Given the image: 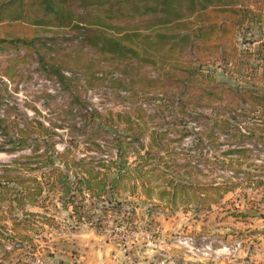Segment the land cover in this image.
<instances>
[{"label": "rangeland", "instance_id": "obj_1", "mask_svg": "<svg viewBox=\"0 0 264 264\" xmlns=\"http://www.w3.org/2000/svg\"><path fill=\"white\" fill-rule=\"evenodd\" d=\"M228 1L224 7L244 2L239 6L252 11L230 40L199 53L185 45L177 67L132 70L133 83L87 79L96 68L88 59L93 53L74 34L40 33L84 53L61 60L69 80L49 75L36 52L16 63V55H26L24 46L0 50V175H18L43 189L23 203L13 200L20 188L14 183L0 188V264H220L221 247L242 236L260 242L254 249L264 253V121L243 95H264V0ZM190 65L199 72L193 82ZM116 67L117 75L124 71ZM246 125L258 127L262 137L239 138ZM115 142H123L135 187L128 180L114 195L85 193L91 208L89 219L80 221L70 203L62 205L58 183L48 190L51 179L43 175L52 166L39 160L51 147L54 166L64 168L68 160L71 184L73 162L101 168L98 160L115 157ZM64 149L69 153L60 156ZM139 155L146 159L136 171ZM176 184L182 189L174 190ZM205 184L222 188L193 193L191 186ZM186 237L188 246L179 241Z\"/></svg>", "mask_w": 264, "mask_h": 264}, {"label": "trees", "instance_id": "obj_2", "mask_svg": "<svg viewBox=\"0 0 264 264\" xmlns=\"http://www.w3.org/2000/svg\"><path fill=\"white\" fill-rule=\"evenodd\" d=\"M226 2L229 1L0 0V50L17 51L24 46L26 55H16V63L30 55L31 52H36L37 60L41 66L50 71L49 75L55 73L60 80H69L60 71L62 67L68 68V66H63L61 60L69 54L80 53L84 56V53L75 47L66 49L56 46L49 42L50 38L41 36L40 33L74 34L78 43L90 48L93 53L88 59L94 62L96 68L90 72V75L86 74L87 79L110 81L111 84L114 82L133 83L132 70L133 75H139L146 65L177 67L179 54L186 48L185 45L190 50L199 53V50L219 49L217 48L219 43L230 40L234 30L243 25L244 21L251 16L252 11L245 5L239 6L244 2H238L239 5L236 7H224ZM229 14H236V18L228 16ZM117 64L124 67V71H121L119 75L116 74L119 70L116 67ZM103 67L108 68L104 70ZM198 73L194 66H189L188 76L191 82ZM158 77H155V83L161 82V77ZM197 79L200 81L202 77L198 76ZM176 80L182 81L180 76L176 77ZM121 88L127 89L126 87ZM236 91L241 92V89L237 88ZM246 91L243 90V95L247 93L248 99L250 96L248 105L258 106L259 109L253 112L264 121V95H256L253 92L255 90ZM157 94L161 95V98L167 97V94L163 95V92ZM2 103L3 100L0 102V107ZM243 113L248 112L244 111L241 114ZM221 124L224 125L222 121ZM240 127L243 128H241L242 133L238 134L239 138L262 137L256 126ZM115 143L117 145L115 157L97 161L101 168L90 166L83 159L77 163L73 162L76 165L73 170L76 181L71 184L68 172H66L67 159L63 161L64 168L54 166L52 154H48L51 147H48L44 151V159L39 160L40 163L52 166L49 174L43 175L51 179L48 182V190L54 189V182L58 183L62 205L70 203L73 213L80 221L89 219L87 213L91 208V205L84 201L85 193L94 198L103 194L114 195L128 185V180H132L135 187V180L138 179L136 176L132 179L127 170L125 154L122 151L123 142ZM67 153L69 150L64 149L60 156ZM144 158L146 159L144 155L138 156L136 171ZM10 183L20 187L15 188L14 192L13 200L17 202H23L25 198H31V201L43 191L40 186H27L18 175H0L1 189H11ZM178 188L181 190L182 186L178 184L173 186L174 190ZM221 188L211 184L198 188L191 186L194 194L199 192L202 195L211 190H215L218 194ZM74 193L81 196L79 201L75 200ZM113 203L120 207V201H113ZM101 208L104 213L107 212L106 207L102 205ZM30 213L34 214L33 212L27 214Z\"/></svg>", "mask_w": 264, "mask_h": 264}, {"label": "crops", "instance_id": "obj_3", "mask_svg": "<svg viewBox=\"0 0 264 264\" xmlns=\"http://www.w3.org/2000/svg\"><path fill=\"white\" fill-rule=\"evenodd\" d=\"M243 237V236H242ZM242 241V249L231 256L222 257L219 259L220 264H264V253H257L255 245L260 243L252 240L250 237Z\"/></svg>", "mask_w": 264, "mask_h": 264}, {"label": "built area", "instance_id": "obj_4", "mask_svg": "<svg viewBox=\"0 0 264 264\" xmlns=\"http://www.w3.org/2000/svg\"><path fill=\"white\" fill-rule=\"evenodd\" d=\"M0 111H2V109ZM179 241L182 242L183 244L187 245V246H188V244L192 243V240L190 237L183 238V240H179ZM206 248H207V250L210 251V248L208 246H206ZM221 248L224 250L223 253H226V255L230 254L231 252L234 253L235 250L237 252L239 250V248H241V241H239V240L233 241L228 246L223 245Z\"/></svg>", "mask_w": 264, "mask_h": 264}]
</instances>
